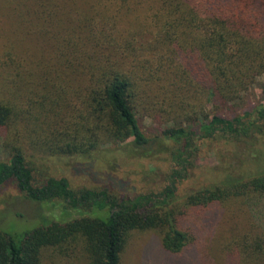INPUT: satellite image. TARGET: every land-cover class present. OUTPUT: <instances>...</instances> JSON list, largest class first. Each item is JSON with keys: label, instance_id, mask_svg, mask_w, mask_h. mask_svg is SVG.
Masks as SVG:
<instances>
[{"label": "trees", "instance_id": "16d2710c", "mask_svg": "<svg viewBox=\"0 0 264 264\" xmlns=\"http://www.w3.org/2000/svg\"><path fill=\"white\" fill-rule=\"evenodd\" d=\"M133 5L0 0V189L12 181L30 200H62L80 212L43 216L20 232L0 226V264H42L45 248L72 245L89 264H121L134 230H154L164 249L180 252L195 242L182 227L187 208H211L231 187L175 202L199 139L250 129L254 114L264 120V101L232 116L209 110L241 103L264 74V0H159L145 20L123 23ZM138 114L180 144L163 190L118 198L105 188L76 190L66 176L37 181L41 155L123 144L145 155L150 139ZM251 182L264 193V174ZM226 248L223 264H240L241 250Z\"/></svg>", "mask_w": 264, "mask_h": 264}, {"label": "rangeland", "instance_id": "374dc122", "mask_svg": "<svg viewBox=\"0 0 264 264\" xmlns=\"http://www.w3.org/2000/svg\"><path fill=\"white\" fill-rule=\"evenodd\" d=\"M133 1L136 10L125 13L123 23L145 20L159 2ZM263 101L264 74L258 77L241 103H218L209 110L232 116L252 110ZM138 118L150 139L145 155L130 152L122 147L124 144L103 147L86 156L41 155L35 159L37 181L48 176H66L76 190L105 188L118 198L163 190L174 167L172 152L180 144L163 136V125L152 118L143 114H138ZM249 119L255 123L250 129H241L233 135L219 133L196 142L198 149L187 176L179 182L175 202L183 203L188 195L207 187H231L211 208H187L181 222L195 237L194 244L180 252H171L163 248L156 231L134 230L123 251L121 264H223L228 243L232 249L241 250L240 264H264V193L254 190L252 182L250 184L264 174V120H257L255 114ZM0 156L4 158L5 153L1 152ZM63 211L66 216L80 214L62 200H30L12 181L0 189L3 229L20 232L39 225L43 216L61 215ZM42 264H89V258L80 245H72L65 253L47 247Z\"/></svg>", "mask_w": 264, "mask_h": 264}]
</instances>
